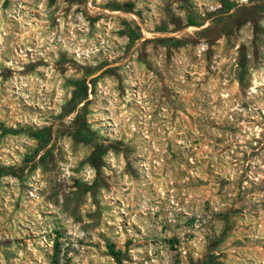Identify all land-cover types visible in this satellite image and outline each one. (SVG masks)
Listing matches in <instances>:
<instances>
[{
  "label": "rangeland",
  "instance_id": "1",
  "mask_svg": "<svg viewBox=\"0 0 264 264\" xmlns=\"http://www.w3.org/2000/svg\"><path fill=\"white\" fill-rule=\"evenodd\" d=\"M0 167V264H264V0H0Z\"/></svg>",
  "mask_w": 264,
  "mask_h": 264
},
{
  "label": "trees",
  "instance_id": "2",
  "mask_svg": "<svg viewBox=\"0 0 264 264\" xmlns=\"http://www.w3.org/2000/svg\"><path fill=\"white\" fill-rule=\"evenodd\" d=\"M234 7H235L234 2H230V1H224L223 2V8H224L225 13L230 12ZM75 85L77 87H80L82 85V82H76ZM84 107H85V105H84ZM75 121H76V130L73 134L74 140L77 142L86 143V144L92 143L93 134L91 133V130L89 128V124H88V121L86 119V116L78 114ZM35 135L38 138H41L43 136V134H41V133H37ZM101 156L102 155H101L100 151L98 149H94V151L90 157L91 163L94 166H96V159L101 158ZM9 173H10L9 170L0 167V183H1V179L3 177L7 176Z\"/></svg>",
  "mask_w": 264,
  "mask_h": 264
}]
</instances>
